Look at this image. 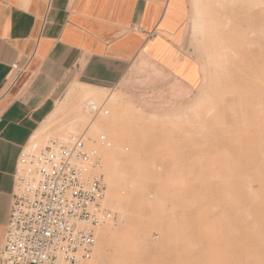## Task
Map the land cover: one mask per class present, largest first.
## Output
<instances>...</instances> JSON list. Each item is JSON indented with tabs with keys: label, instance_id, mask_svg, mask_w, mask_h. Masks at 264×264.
Instances as JSON below:
<instances>
[{
	"label": "rangeland",
	"instance_id": "obj_1",
	"mask_svg": "<svg viewBox=\"0 0 264 264\" xmlns=\"http://www.w3.org/2000/svg\"><path fill=\"white\" fill-rule=\"evenodd\" d=\"M204 3L201 23L190 5L186 72L141 55L102 88L104 118L87 112L77 128L71 84L29 144L86 135L99 149L118 219L87 264H264V134L247 114L259 92L247 79L264 76V0Z\"/></svg>",
	"mask_w": 264,
	"mask_h": 264
},
{
	"label": "crops",
	"instance_id": "obj_2",
	"mask_svg": "<svg viewBox=\"0 0 264 264\" xmlns=\"http://www.w3.org/2000/svg\"><path fill=\"white\" fill-rule=\"evenodd\" d=\"M190 2L0 0V245L20 151L62 94L75 83L118 84L141 55L186 72Z\"/></svg>",
	"mask_w": 264,
	"mask_h": 264
},
{
	"label": "built area",
	"instance_id": "obj_3",
	"mask_svg": "<svg viewBox=\"0 0 264 264\" xmlns=\"http://www.w3.org/2000/svg\"><path fill=\"white\" fill-rule=\"evenodd\" d=\"M104 108L91 99L84 104L93 116ZM51 143L20 151L0 264H87L98 231L117 222L103 202L107 176L86 135Z\"/></svg>",
	"mask_w": 264,
	"mask_h": 264
},
{
	"label": "bare ground",
	"instance_id": "obj_4",
	"mask_svg": "<svg viewBox=\"0 0 264 264\" xmlns=\"http://www.w3.org/2000/svg\"><path fill=\"white\" fill-rule=\"evenodd\" d=\"M207 2V0H191V3H193V5L195 6V8H197V14L195 13L196 15V21L197 20L199 21V19H202V16H201V6L203 5L204 2ZM211 0H208V2H210ZM29 3V0H24V4L27 5ZM205 5H207L206 3H204ZM204 5V6H205ZM203 7V6H202ZM205 8V7H204ZM203 8V9H204ZM195 10V9H194ZM193 10V11H194ZM200 10V11H199ZM193 16V15H192ZM195 17V16H194ZM201 21V20H200ZM199 21V23H201ZM201 25V24H199ZM204 25H202L203 27ZM261 49V47H260ZM259 49V50H260ZM250 53V51H249ZM252 54V53H251ZM262 72V71H261ZM263 75H264V71H263ZM263 77L264 76H255V75H250L248 77V82L251 83V84H254L256 86V88L258 89L259 92H256V96H252L254 98L251 99L250 97V101H249V110L247 112L248 116H252V114L255 116L254 118V123L252 121L251 124H254V126L252 125L251 127V133L253 134H256L257 133V136L259 137V134L263 135L264 134V80H263ZM253 85V87H254ZM252 87V88H253ZM255 88V89H256ZM252 91V89H251ZM256 91V90H255ZM108 98V96H107ZM105 97V93H103V89L102 88H98V87H89V86H84V85H77V87H74L72 89H70L68 91V93L66 94L65 96V100L63 101V103L66 101V103H69L70 100L73 101V103H71V112L73 114V122L69 125L70 127L72 128H77L81 123H83L87 117V112L84 110V104L81 106V103H79V101L81 99H88V100H94L96 101L97 103L101 104L104 103V101H106L107 99ZM78 99V101H77ZM83 101V100H82ZM87 101V100H86ZM70 106V105H69ZM252 113V114H251ZM105 116V113L102 111L99 115L100 119H103ZM248 117V118H251V117ZM253 118H251L252 120ZM249 120V121H251ZM70 131V130H69ZM248 131V133L250 132ZM38 132V131H37ZM247 133V134H248ZM250 133V134H251ZM37 134H35L33 136L34 139H32L31 142H33V140H35V137H36ZM250 136V135H248ZM253 136V135H252ZM65 139H66V136H64ZM251 137V136H250ZM256 137V136H255ZM257 138V137H256ZM64 139V140H65ZM68 140V139H67ZM93 143V142H91ZM92 150H96L98 151L99 149H92ZM252 153V152H251ZM264 154V153H263ZM252 162V161H251ZM254 164V163H253ZM263 178V177H262ZM115 187V186H113ZM116 197L115 195L113 196V198ZM110 230V229H109ZM99 232V231H98ZM103 232V231H102ZM107 233V232H106ZM110 233V232H109ZM107 236V235H106ZM107 238V237H106ZM103 239V237H102ZM105 240V239H103ZM100 242H104V241H100ZM91 260V259H90Z\"/></svg>",
	"mask_w": 264,
	"mask_h": 264
}]
</instances>
